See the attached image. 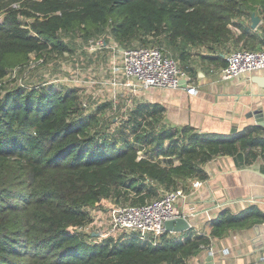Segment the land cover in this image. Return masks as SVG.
Here are the masks:
<instances>
[{
  "label": "trees",
  "instance_id": "16d2710c",
  "mask_svg": "<svg viewBox=\"0 0 264 264\" xmlns=\"http://www.w3.org/2000/svg\"><path fill=\"white\" fill-rule=\"evenodd\" d=\"M253 13L264 15V0H0V264H188L214 238L263 222L255 207L223 211L209 235L166 232L158 245L136 233H84L87 209L106 199L144 205L187 179H205L217 156L264 158V129L225 138L168 128L162 106L139 104L109 132L106 109L121 112L113 102L87 113L78 88L6 89L9 73L25 70L34 54L71 51L66 37L213 50L241 40L229 25Z\"/></svg>",
  "mask_w": 264,
  "mask_h": 264
},
{
  "label": "crops",
  "instance_id": "0c3cea01",
  "mask_svg": "<svg viewBox=\"0 0 264 264\" xmlns=\"http://www.w3.org/2000/svg\"><path fill=\"white\" fill-rule=\"evenodd\" d=\"M260 19L256 28L252 26V17L238 20L244 24V31L240 27L239 33L230 29L235 39L241 37V40L216 45L213 50L199 45H187L185 49L168 45L172 48L166 50L168 55L188 73V83L196 88V92L189 93L186 86L150 89L138 98L122 90L127 99H132V107H127L126 100L123 101L119 108L121 113L126 114L127 109L139 104H158L163 107L161 123L166 127H191L200 134L225 138L235 137L248 128L264 129L253 115L256 110H264V68L231 80L220 75L232 49L264 48V16ZM178 49L184 50L183 56ZM204 170L205 179H187L181 183L187 197L180 199L176 208L195 222L189 231L209 235L211 222L223 211L237 214L255 207L264 214L262 156L253 160L245 153L217 156L205 165ZM196 181L202 182L198 189L193 187ZM184 233H171L169 237L182 238ZM188 264H264V221L248 229L231 231L223 238H214L211 245L190 258Z\"/></svg>",
  "mask_w": 264,
  "mask_h": 264
},
{
  "label": "built area",
  "instance_id": "2783aa9c",
  "mask_svg": "<svg viewBox=\"0 0 264 264\" xmlns=\"http://www.w3.org/2000/svg\"><path fill=\"white\" fill-rule=\"evenodd\" d=\"M235 22L238 20L235 19ZM230 27L237 33L240 32L237 25H230ZM112 40L107 41L103 36L91 39L88 44L94 46V50H100L112 48L111 43H114L116 48L121 50V62L114 63L112 70L115 74L112 81L115 89L118 88L120 92L127 90L130 95L137 97L144 95L143 93L150 89H177L182 86V80H186L188 92L191 94L196 92V88L188 83L190 80L188 73L182 70L179 62L166 54L162 48L158 46L125 48ZM226 61V66L220 71L223 79L231 80L248 76L249 73L264 68V48L261 50L232 49L226 56ZM129 100L132 102L131 98ZM83 105L87 107V104L83 103ZM131 105L128 104L127 107H132ZM201 186V181L193 184L194 189ZM186 197L185 191L180 187L164 191L160 198L144 205L114 206L109 215L111 229L97 235L106 239L113 236V233L115 236L117 233L122 235L132 232L136 233L143 243L158 245L166 233L165 222L183 216L176 205L180 199H186Z\"/></svg>",
  "mask_w": 264,
  "mask_h": 264
},
{
  "label": "rangeland",
  "instance_id": "374dc122",
  "mask_svg": "<svg viewBox=\"0 0 264 264\" xmlns=\"http://www.w3.org/2000/svg\"><path fill=\"white\" fill-rule=\"evenodd\" d=\"M236 23L239 21L235 22L234 19L230 25H236ZM262 33L264 34V29ZM65 41L69 43L71 51H66L64 54H45L43 58L34 54L25 70L16 69L9 73L6 89H15L19 85H57L58 89L78 88L83 103L87 104V113L97 111L98 105L106 102L121 105L126 100L127 104H131V101L112 85L113 76H115L112 71L115 66L114 63L121 62V50L116 48V44L111 43L112 48L94 50L95 47L85 42L82 36L66 37ZM140 46L142 45L135 44V47ZM151 46H158L168 54L169 47L164 41L163 44L155 43ZM143 96L137 97L142 98ZM124 114L117 113V110L113 108L106 109L104 118L108 121L107 130L109 132H115L118 129L119 124L124 119ZM112 121L115 123H111ZM117 204L113 199H106L96 207L88 208L91 222L84 227L83 232L98 235L108 232L112 226L110 211L112 207L120 206ZM120 234L117 233L114 236L113 233L112 235L117 237ZM104 239L99 237V240ZM99 240L97 239L96 242Z\"/></svg>",
  "mask_w": 264,
  "mask_h": 264
},
{
  "label": "water",
  "instance_id": "95a60500",
  "mask_svg": "<svg viewBox=\"0 0 264 264\" xmlns=\"http://www.w3.org/2000/svg\"><path fill=\"white\" fill-rule=\"evenodd\" d=\"M261 19L255 13L252 15V26L256 28ZM186 80H182V86H186ZM253 115L259 126L264 127V110H256ZM263 175V174H262ZM264 176V175H263ZM194 221H190L184 216L171 219L165 222V230L168 233H184L189 231L194 226ZM97 235V234H94Z\"/></svg>",
  "mask_w": 264,
  "mask_h": 264
}]
</instances>
